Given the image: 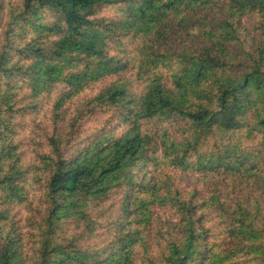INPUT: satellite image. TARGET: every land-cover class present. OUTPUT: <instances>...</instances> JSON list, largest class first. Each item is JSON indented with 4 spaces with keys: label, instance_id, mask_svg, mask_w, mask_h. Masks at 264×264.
Here are the masks:
<instances>
[{
    "label": "trees",
    "instance_id": "1",
    "mask_svg": "<svg viewBox=\"0 0 264 264\" xmlns=\"http://www.w3.org/2000/svg\"><path fill=\"white\" fill-rule=\"evenodd\" d=\"M0 264H264V0H0Z\"/></svg>",
    "mask_w": 264,
    "mask_h": 264
},
{
    "label": "rangeland",
    "instance_id": "2",
    "mask_svg": "<svg viewBox=\"0 0 264 264\" xmlns=\"http://www.w3.org/2000/svg\"><path fill=\"white\" fill-rule=\"evenodd\" d=\"M112 10L109 8H104L102 9L99 14L100 15H109L111 16ZM93 125L95 124H99L101 122V118L98 116H94L92 118ZM120 202V192H114L112 193L102 204L98 203V205L96 206V211H98L99 209H102L104 213H95L98 217V229H96V233H101V230L106 229V221L107 219H111L115 213H116V209L119 205ZM103 224H105L103 226ZM86 242L90 243L91 241L89 239L86 240Z\"/></svg>",
    "mask_w": 264,
    "mask_h": 264
}]
</instances>
